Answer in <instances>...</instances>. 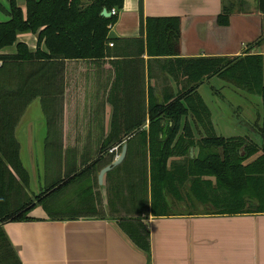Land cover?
<instances>
[{"label": "trees", "instance_id": "trees-1", "mask_svg": "<svg viewBox=\"0 0 264 264\" xmlns=\"http://www.w3.org/2000/svg\"><path fill=\"white\" fill-rule=\"evenodd\" d=\"M123 1L25 0L23 11L16 0H6L8 19L0 21V51L15 45L16 52L0 53V264H21L3 224L36 220L30 212L37 206L53 221L117 220L147 253L149 231L142 220L149 215H172L174 204L184 201L178 195L180 188L187 187L186 200L196 209L188 211L190 214L264 213V57L247 52L238 57L179 58L178 17L147 18L145 22L147 55L170 58L167 62L186 79V87L177 96L149 100L147 130H139L145 122L143 116L129 122L124 134L106 136L99 150L77 157L48 146L57 139L61 143L53 126L61 120L62 99L52 94L56 83L63 84L65 61L97 60L106 55L111 42L109 26L117 15L107 18L101 12L119 10ZM29 32L37 37L35 51L17 42L19 34ZM213 76L261 98V112L248 126L255 134L223 137L216 133L211 111L197 90ZM36 98H41L46 117L49 150L44 152L45 164L57 157L62 172L55 176L51 172L42 191L32 195L14 129ZM123 139L125 158L106 173L108 207L104 211L92 182L98 185L99 171L116 155L108 150L117 146L120 153ZM191 148H197L196 155H190ZM117 206L123 212L114 214Z\"/></svg>", "mask_w": 264, "mask_h": 264}, {"label": "crops", "instance_id": "crops-1", "mask_svg": "<svg viewBox=\"0 0 264 264\" xmlns=\"http://www.w3.org/2000/svg\"><path fill=\"white\" fill-rule=\"evenodd\" d=\"M16 3L25 11V0ZM0 5V21H5L6 0H0ZM161 17L179 18V58L238 57L247 52L264 57V5L260 0H124L115 23L109 26L111 42L106 55L97 60L65 61L63 84L56 83L52 94L62 99L61 120L53 126L61 143L59 139L49 143L51 150L72 152L76 157L97 151L106 136L124 134L129 122L143 116L145 122L139 130H147L149 100L164 101L182 92L186 79L167 62L170 58L147 55L146 19ZM36 41V34L30 32L17 36V42H24L30 51L36 50ZM10 47L12 51L4 48L0 53L14 54L15 45ZM197 90L211 111L217 134L222 130L229 135L226 137L245 135L234 134L239 130L220 118L212 103L216 90L233 107L251 95L216 76ZM33 102L42 115L32 112ZM246 116L255 121L258 115L247 112ZM46 131L42 100L36 98L14 129L30 186L36 165L44 166V152L49 150ZM191 149V156L196 155L197 148ZM118 208L114 207V214L119 213ZM190 213L174 210L172 215L143 219L149 231V253L133 242L117 220L109 218L53 221L42 210L37 216L30 214L36 220L6 222L3 229L21 264H264V213Z\"/></svg>", "mask_w": 264, "mask_h": 264}, {"label": "rangeland", "instance_id": "rangeland-1", "mask_svg": "<svg viewBox=\"0 0 264 264\" xmlns=\"http://www.w3.org/2000/svg\"><path fill=\"white\" fill-rule=\"evenodd\" d=\"M3 15V14H2ZM0 20H3V16L1 17ZM7 49H9L10 51H12V47H7ZM264 73V72H263ZM210 79V78H209ZM226 83V82H225ZM234 88H236L235 86H233ZM238 89V88H236ZM221 93L223 92L222 89L220 90ZM218 90L214 91V103H212V107L215 106L218 109V116L220 118H224L229 124L231 123L232 125H234L235 128H237L239 131L235 132L234 134L239 135V134H248V135H252L255 134L254 130H249L248 126H250V123H253L254 120L250 119L249 117L246 116L247 112L254 114V116L258 115L261 112V103H260V97L256 96V95H251V99L249 98L247 101L244 102H240L239 106H232L231 102L227 101L223 96V101L224 104L222 103V98L219 95ZM244 92V91H243ZM247 93V92H245ZM248 96V93L246 94ZM208 100V99H207ZM250 101V102H249ZM209 103V100H208ZM233 105H238V104H233ZM211 106V105H210ZM214 109V107H213ZM31 110L32 112H36V114L38 115H42V113L38 112L37 110L39 109V105H37L36 102H33L31 105ZM221 132V133H220ZM239 132V133H238ZM218 134H223V136H229L226 135L222 130L218 132ZM72 153V157H73ZM118 155V154H117ZM21 157L22 159L25 161L24 159V155L23 153H21ZM115 159V158H114ZM68 161H70L68 159ZM26 162V161H25ZM44 166H40L39 164L36 165L35 168V175L31 176V190H32V195L36 194L38 195L43 187L44 184L47 181V176L50 175L51 172H53V176H55L56 174L58 175L60 173V171L62 172V163H58V159L57 157H53L52 161L50 162V164H45V161L43 163ZM40 166V168H39ZM44 168V170H43ZM48 168V169H47ZM51 169V171H50ZM48 171V173H47ZM32 172V170H31ZM44 172V173H43ZM44 174V177L41 176ZM61 174V173H60ZM106 177V176H105ZM94 190L98 193V197H99V205H102V207H108V187L106 186V180L105 182L103 181V183L101 185H96L95 184V180H93L92 182ZM83 186H87L86 184H83ZM70 191L69 190L67 192V194L65 195L68 198H70ZM186 191H187V187H183L182 189H178V195L183 198V202H176L174 204V210L175 212H188V211H196V209H193L189 206V202L188 200H186ZM171 197V196H170ZM172 198V197H171ZM107 199V203L105 204L104 201ZM201 208V207H199ZM199 208H197V211H201L198 210ZM41 207H36L35 209H33L30 214L37 216L39 213H41ZM108 214V211L106 212Z\"/></svg>", "mask_w": 264, "mask_h": 264}, {"label": "water", "instance_id": "water-1", "mask_svg": "<svg viewBox=\"0 0 264 264\" xmlns=\"http://www.w3.org/2000/svg\"><path fill=\"white\" fill-rule=\"evenodd\" d=\"M101 15L104 17H107V18L110 17V13L106 9L102 10ZM126 151H127V145L124 144L122 146L121 151L118 154V156L115 157V159L109 165H106L105 167H103L99 171L98 176H97V180H98L99 185H101L103 183V178L106 175V173H108L109 171H111L112 169H114L115 167H117L118 165H120L122 163V161L125 158ZM191 154H192V149H190V155Z\"/></svg>", "mask_w": 264, "mask_h": 264}, {"label": "built area", "instance_id": "built-area-1", "mask_svg": "<svg viewBox=\"0 0 264 264\" xmlns=\"http://www.w3.org/2000/svg\"><path fill=\"white\" fill-rule=\"evenodd\" d=\"M109 13H110V16H112V15H117V9L116 8H113V9H111L110 11H109ZM111 45V44H110ZM117 149V147H113V148H111L110 150H109V152L111 153V152H113L114 150H116Z\"/></svg>", "mask_w": 264, "mask_h": 264}, {"label": "flooded vegetation", "instance_id": "flooded-vegetation-1", "mask_svg": "<svg viewBox=\"0 0 264 264\" xmlns=\"http://www.w3.org/2000/svg\"><path fill=\"white\" fill-rule=\"evenodd\" d=\"M118 156V155H117Z\"/></svg>", "mask_w": 264, "mask_h": 264}]
</instances>
